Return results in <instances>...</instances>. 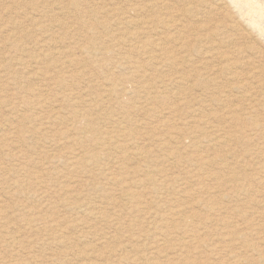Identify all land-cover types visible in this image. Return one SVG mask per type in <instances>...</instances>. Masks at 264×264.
<instances>
[{
  "label": "rangeland",
  "instance_id": "obj_1",
  "mask_svg": "<svg viewBox=\"0 0 264 264\" xmlns=\"http://www.w3.org/2000/svg\"><path fill=\"white\" fill-rule=\"evenodd\" d=\"M201 3L0 0V264H264V0Z\"/></svg>",
  "mask_w": 264,
  "mask_h": 264
},
{
  "label": "bare ground",
  "instance_id": "obj_2",
  "mask_svg": "<svg viewBox=\"0 0 264 264\" xmlns=\"http://www.w3.org/2000/svg\"><path fill=\"white\" fill-rule=\"evenodd\" d=\"M154 1H155V0H154ZM201 1H202L201 4H203V0H201ZM234 1H235V0H234ZM166 2H167V1H166ZM209 2H210V0H209ZM212 2H213V1H212ZM218 2H219V1H218ZM158 3H159V2H158ZM198 3H200V2H198ZM198 3H197V4H198ZM213 3H214V2H213ZM156 5H157V4H156ZM161 5H162V4H161ZM193 5H194V4H193ZM203 5H205V3H204ZM158 6H159V5H158ZM194 7H196V6H194ZM200 7H202V6H200ZM216 7H217V6H216ZM225 7H226V6H225ZM165 8H166V7H165ZM192 8H193V7H192ZM197 8H198V5H197ZM209 8H210V6H209ZM211 8H212V7H211ZM211 8H210V9H211ZM136 9H137V8H136ZM136 9H135V10H136ZM138 9H140V7H138ZM187 9H188V8H187ZM190 9H191V8H190ZM198 9L200 10L201 8H198ZM194 10H195V9H194ZM207 10H208V9H207ZM216 10H217V9H216ZM216 10H215V11H216ZM141 11H142V10H141ZM185 11H186V10H185ZM185 11H184V13H185ZM209 11H210V10H209ZM219 11H220V10H219ZM201 12H202V11H201ZM221 12H222V11H221ZM106 13H107V12H106ZM137 13H138V12H137ZM135 14H136V12H135ZM182 14H183V13H182ZM191 14H192V13H191ZM111 15H112V14H111ZM136 15H137V14H136ZM228 15H229V14H228ZM180 16H181V15H180ZM188 16H189V14H188ZM229 16H230V15H229ZM107 17H109V16L107 15ZM111 17L113 18V16H111ZM136 17H137V16H136ZM231 17H232V16H231ZM136 19H137V18H136ZM237 19H238V18H237ZM237 19H236V21H237ZM131 20H133V19H131ZM183 20H184V19H183ZM228 20H229V19H228ZM232 20H234V19H232ZM136 21H137V20H136ZM175 21H176V20H175ZM144 22H145V21H144ZM234 22H235V21H234ZM114 23H116V22H114ZM133 23H134V21H133ZM133 23H132V21H131V24H133ZM172 23H173V22H172ZM227 23H228V22H227ZM128 24H129V23H128ZM140 24H143V22H141ZM168 24H169V23H168ZM115 25H116V24H115ZM150 25H151V24H149V26H150ZM178 25H179V24H178ZM230 25H232V23H230ZM234 25H235V23H234ZM238 25H239V24H238ZM90 26H91V25H90ZM129 26H130V25H129ZM164 26H165V24H164ZM135 27H137V26H135ZM173 27H174V26H173ZM173 27H172V28H173ZM177 27H178V26H177ZM177 27L175 26V28H177ZM237 27H238V26H237ZM164 28H165V27H164ZM229 28H230V27H229ZM239 28H240V27H239ZM239 28H238V29H239ZM152 29H153V28H152ZM152 29H151V30H152ZM167 29H169V27H167ZM226 29H227V28H226ZM232 29H233V28H232ZM236 29H237V28L235 27V30H236ZM154 30H155V29H154ZM170 30H172V29H170ZM173 30H174V29H173ZM176 30H177V29H176ZM224 30H225V29H224ZM235 30H234V31H235ZM240 30H241V28H240ZM143 31H144V30H143ZM148 31H150V30H148ZM231 31H232V30H231ZM166 32H167V31H166ZM174 32H175V30H174ZM236 32H239V31H236ZM241 32H242V31H241ZM142 33H143V32H141V35H144V34H142ZM148 33H149V32H148ZM151 33H152V32H151ZM163 33H164V32H163ZM172 33H173V32H172ZM145 34H146V33H145ZM153 34H154V31H153ZM155 34H156V33H155ZM155 34H154V35H155ZM157 34H158V33H157ZM157 34H156V35H157ZM234 34H236V33H234ZM237 34H238V33H237ZM135 35H136V34H135ZM146 35H147V34H146ZM168 35H171V32H170V34H168ZM238 35H239V34H238ZM133 36H134V34H133ZM149 36H150V35H149ZM135 37H136V36H135ZM137 37H138V34H137ZM141 37H142V36H141ZM147 37H148V36H147ZM157 37H158V36H157ZM132 38H133V37H132ZM154 38H155V37H154ZM170 39H171V38H170ZM172 39L174 40L173 34H172ZM226 39H227V38H226ZM230 39H232V38H230ZM150 40H151V39H150ZM222 41H223V40H222ZM231 41H232V40H231ZM231 41H230V44H231ZM169 42H171V41H169ZM225 42H226V41H225ZM225 42H224V43H225ZM235 42H236V41H235ZM150 43H151V42H150ZM150 43L147 44V45H150V46L153 45V44H152L153 42H152L151 44H150ZM224 43H223V45H224ZM226 43H227V42H226ZM226 43H225V44H226ZM228 43H229V42H228ZM233 43H234V42H233ZM162 44H163V43H162ZM234 44H235V43H234ZM228 45H229V44H228ZM231 45H232V44H231ZM150 46H149V47H150ZM226 46H227V45H226ZM232 46H234V45H232ZM154 47H155V46H154ZM160 47H161V46H160ZM162 47H163V46H162ZM144 48H145V47H144ZM144 48H143V49H144ZM223 48H225V47H223ZM141 49H142V48H141ZM88 50H89V49H88ZM150 50H151V49H150ZM209 50H210V49H209ZM89 51H90V50H89ZM140 51H142V50H140ZM160 51H161V50H160ZM82 52H83V51H82ZM84 52H85V51H84ZM148 52H149V51H148ZM153 52H154V51H153ZM210 52H211V51H210ZM236 52H237V51H236ZM87 53H88V52H87ZM91 53H92V52H91ZM140 53H141V52H140ZM234 53H235V52H234ZM239 53H240V51H239ZM84 54H85V53H84ZM88 55H89V54H88ZM92 55H93V53H92ZM155 56H156V55H155ZM90 57H92V56H90ZM173 58H174V57H173ZM168 59H169V58H168ZM173 60H174V59H173ZM168 62H169V61H168ZM170 63H171V62H170ZM176 64H177V63H176ZM211 66H212V65H211ZM175 67H176V66H175ZM203 67H204V66H203ZM213 67H214V66H213ZM204 69H205V68H204ZM205 70H206V69H205ZM203 72H204V71H203ZM205 73H206V72H205ZM42 77H43V76H42ZM231 80H232V79H231ZM176 83H177V82H176ZM177 84H178V83H177ZM181 84H182V83H181ZM178 85H179V84H178ZM149 88H151V87L149 86V87L146 88V89H149ZM154 88H157L156 85H155ZM151 89H152V88H151ZM149 90H150V89H149ZM148 92H149V91H148ZM148 92H147V93H148ZM148 94H149V93H148ZM150 95H151V94H150ZM152 96H153V95H152ZM154 96H156V95H154ZM154 96H153V97H154ZM155 98H156V97H155ZM198 98H201V97H198ZM161 99H162V98L160 97V100H161ZM245 99H246V98H245ZM148 100H150V99H148ZM148 100H147V101H148ZM155 100H156V99H155ZM162 100H163V99H162ZM92 101H93V99H92ZM151 102H152V101H151ZM89 104H91V103H89ZM89 104H88V105H89ZM92 105H93V104H92ZM117 105H118V104H117ZM1 106H2V105H1ZM85 106H86V105H85ZM89 106H90V105H89ZM93 106H95V105H93ZM90 107H92V106H90ZM120 108H121V107H120ZM202 108H203V107H202ZM205 108H206V106H205ZM205 108H203V109H205ZM207 108H208V106H207ZM88 109H89V108H88ZM90 110H91V109H90ZM57 111H58V110H57ZM199 111H201L200 108H199ZM202 112H205V111H202ZM58 113H59V112H58ZM63 113H64V112H63ZM89 113H90V112H89ZM232 113H233V112H232ZM56 114H57V113H56ZM197 114H198V113H197ZM200 114H201V113H200ZM60 115H61V114H60ZM60 115H57V116L60 117ZM85 116H87V115H85ZM64 117H65V116H64ZM80 117H82V116L80 115ZM61 118H63V115H62ZM61 118H59V119H61ZM85 118H88V119H89L90 117L88 116V117H85ZM67 119H68V118H67ZM79 119H80V118H79ZM79 119H78V120H79ZM63 120H64V119H63ZM69 120H70V119H69ZM71 120H72V119H71ZM71 120H70V121H71ZM78 120H77V121H78ZM82 120H83V119H82ZM90 120H91V123H92V121H93L92 119H89V122H88V121H85V122L90 123ZM61 121H62V120H61ZM83 121H84V120H83ZM68 122H69V121H68ZM71 122H72V121H71ZM85 122H84V123H85ZM61 123H62V122H61ZM64 123H65V122H64ZM64 123H63V124H64ZM72 125H73V124H72ZM75 125H76V124H75ZM89 125H92V124H89ZM93 125H94V124H93ZM93 125H92V126H93ZM80 126H81V124H80ZM84 126L86 127V124H84ZM87 126H88V125H87ZM77 127H78V126H77ZM85 127H84V128H85ZM93 127H94V126H93ZM82 128H83V127H82ZM97 128H98V127H97ZM71 129H72V128H71ZM85 129H87V128H85ZM69 130H70V129H69ZM89 130H91V134H95V133H96V132L93 133L92 129H89ZM94 130H97V129H94ZM98 130H99V129H98ZM98 130H97V131H98ZM67 131H68V129H67ZM74 131H75V130H74ZM68 132L70 133V131H68ZM89 132H90V131H89ZM84 133H85L84 135L87 136L86 133H88V131H87V132H84ZM63 134H64V133H63ZM88 134H89V133H88ZM98 134L100 135V132H99ZM98 134H97V135H98ZM116 134H117V133H116ZM116 134H115V135H116ZM67 135H68V134H67ZM67 135H66V136H67ZM70 135H71V134H70ZM99 135H98V136H99ZM90 136H91V135H90ZM94 136H96V135H94ZM94 136H93V137H94ZM82 137H83V136H82ZM82 137H81V138H82ZM93 137H91V138H93ZM99 137L101 138V135H100ZM99 137H97V138H99ZM114 137H115V136H113V139L116 138V137H115V138H114ZM179 137H180V136H179ZM61 138H62V137H61ZM64 138L67 139V140H69V139H68L69 137H68V138L64 137ZM77 138H78V137H77ZM91 138H88V139L86 138V139L89 140V139H91ZM103 138H104V137H102V139H103ZM59 139H60V138H59ZM70 139H73V138L70 136ZM95 139H96V138H95ZM95 139H92V140H95ZM83 140L85 141V139H83ZM97 140H98V139H97ZM97 140H96V142H97ZM106 140H107V139H106ZM106 140H105V142H106ZM115 140H117V139H115ZM227 140H228V139H227ZM59 141H60V140H59ZM59 141H58V142H59ZM71 141H72V140H71ZM71 141H70V143H71ZM76 141H77V140H76ZM89 141H90V140H89ZM99 141H100V140H99ZM224 141H225V139H224ZM58 142H57V144H58V146H59V143H58ZM63 142H64V141H63ZM65 142H67V141L65 140ZM72 142H73V141H72ZM100 142H101V141H100ZM103 142H104V141H103ZM108 142H109V141H108ZM111 142H112V141H111ZM225 142H226V141H225ZM60 143H61V142H60ZM78 143H79V142H77V144H78ZM92 143H93V142H92ZM98 143H99V142H98ZM113 143H115V141H114ZM135 143H136V142H135ZM95 144H96V143H95ZM100 144H102V143H100ZM115 144H116V143H115ZM131 144H132V143H131ZM133 144H134V142H133ZM67 145H68V144H67ZM67 145H65V147H66ZM71 145H72V143H71ZM71 145H70V146H71ZM73 145H76V144H73ZM83 145H85V144H83ZM93 145H94V144H93ZM103 145H104V144H103ZM103 145H102V146H103ZM112 145H113V144H112ZM55 146H57V145H55ZM81 146H82V144H81ZM81 146H80V147H81ZM99 146H100V145H99ZM102 146H100V147H102ZM135 146H136V145H135ZM80 147H79V148H80ZM103 147H104V146H103ZM108 147H109V146H108ZM111 147H112V146H111ZM114 147H117V145L114 146ZM133 147H134V146H133ZM66 148H68V146H67ZM66 148H65V149H66ZM70 148H71V147H70ZM85 148H86V150H88L87 147H85ZM85 148H82V149H85ZM89 148H90V147H89ZM92 148H93V147H92ZM92 148H91V152H92ZM125 148H127V147H125ZM58 149H59V147H58ZM72 149H73V148H72ZM77 149H78V148H77ZM82 149H81V150H82ZM127 149H128V148H127ZM127 149H126V151H127ZM135 149H136V148H135ZM78 150H79V149H78ZM78 150H77V151H78ZM81 150H79L80 153L83 152V151L81 152ZM101 150H102V148H101ZM120 150H122V148H121ZM136 150H137V149H136ZM141 150H142V149H141ZM141 150H140V151H141ZM59 151H60V150H59ZM75 151H76V150H75ZM140 151H139V152H140ZM61 152H62V151H61ZM88 152H89V151H88ZM94 152H95V151H94ZM117 152H118V151H117ZM123 152H125V151H123ZM145 152H146V151H145ZM57 153H58V152H57ZM80 153H79V154H80ZM83 153L85 154L86 152H83ZM92 153H93V152H92ZM115 153H116V152H115ZM143 153H144V152H143ZM55 154H56V153H55ZM56 155H58V154H56ZM56 155H54V156H56ZM80 155H82V154H80ZM89 155H90V154H89ZM95 155H98V154H95ZM131 155H132V154H131ZM142 155H143L142 153H139L140 158H141ZM61 156H63V158L65 157V155H61ZM124 156H125V155H124ZM127 156H128V155H127ZM139 156H138V158H139ZM85 157H86V156H85ZM121 157H122V155H121ZM51 158H52V157H51ZM60 158H61V157H60ZM74 158H75V157H74ZM95 158H96V157H95ZM122 158H123V157H122ZM124 158H126V156H125ZM127 158H128V157H127ZM130 158H131V157H130ZM146 158H147V157H146ZM70 159H72V160H69V161H73V156H72ZM78 159H79V157H78ZM78 159L76 158V160L74 159V161H78ZM80 159H81V158H80ZM93 159H94V158H93ZM135 159H136V158H135ZM51 160H52V159H50V161H51ZM54 160H56V159H54ZM58 160H59V159H58ZM58 160H57V161H58ZM60 160H61V159H60ZM82 160H84V162H85V163H83V164L86 165V163H87L86 161H87L88 159L86 160V159L82 158ZM85 160H86V161H85ZM94 160H95V159H94ZM98 160H99V159H98ZM98 160H97V161H98ZM107 160H108V159H107ZM143 160H144V159H143ZM57 161H56V162H57ZM67 161H68V160H67ZM69 161H68V162H69ZM97 161H96V162H97ZM80 162H81V160H80ZM99 162H100V161H99ZM71 163H72V162H71ZM71 163H70V165H71ZM73 163H74V162H73ZM81 163H82V162H81ZM93 163H94V161H93ZM65 164H66V163H65ZM78 164H80V163L78 162ZM68 165H69V164H68ZM87 165H89V164H87ZM87 165H86V167H87ZM75 166H76V165H74L73 167H75ZM92 166H93V164H92ZM91 168H93V167H91ZM78 169H79V168H78ZM80 169L83 170L82 168H80ZM86 169H87V168H86ZM90 170H91V169H90ZM84 171H85V170H84ZM84 171H82V172H84ZM92 171H93V170H92ZM102 171H103V170H102ZM99 172H100V171H99ZM86 173H87V172H86ZM86 173H85V174H86ZM90 173H91V172H90ZM100 173H101V172H100ZM88 174H89V173H88ZM92 174H93V173H92ZM96 175H97V174H96ZM93 176H94V175H93ZM93 176H92L91 178H93ZM97 176H98V175H97ZM101 176H102V175H101ZM105 176H106V175H105ZM110 176H111V175H110ZM94 178H96V177H94ZM111 178H112V177H111ZM208 178H209V176H208ZM109 179H110V178H109ZM112 179H113V178H112ZM119 179H120V178H119ZM96 180H98V179H96ZM99 180H100V179H99ZM112 181H113V180H112ZM112 181H111V182H112ZM116 181H117V180H116ZM89 182H90V181H89ZM108 182H109V181H108ZM118 182H119V181H118ZM122 182H123V181H122ZM118 184H119V183H118ZM120 184H121V183H120ZM120 184H119V185H120ZM122 184H123V183H122ZM115 185H116V184H115ZM128 186H130V185H128ZM128 186H127V188H130V187H128ZM96 187H98V186H96ZM123 188H124V187H123ZM123 188H122V190H123ZM127 188H126V189H127ZM128 190H129V189H128ZM94 192H95V191H94ZM104 194H105V193H104ZM125 194H126V193H125ZM126 195L129 196L128 193H127ZM109 196H110V195H109ZM127 196H126V197H127ZM130 196H131V195H130ZM132 196H133V195H132ZM106 197H107V195H106ZM111 197H112V195H111ZM124 197H125V196H124ZM103 198H105V197H103ZM107 198H108V197H107ZM129 199H130V198H129ZM134 199H136V197H135ZM134 199H131V200H134ZM74 202L76 203V201H74ZM78 203H83V202L81 201V202H78ZM76 204H77V203H76ZM76 204H75V207H77ZM86 205H87V204H86ZM89 206H90V205H89ZM86 207H87V206H86ZM94 208H95V207H94ZM73 209H74V208H73ZM87 209H88V207H87ZM90 209H91V208H90ZM92 209H93V207H92ZM95 209H96V208H95ZM93 210H94V209H93ZM98 210H100V209H98ZM90 211H91V210H90ZM88 213H89V212H88ZM169 216H170V215H169ZM171 216H172V217H175V216L180 217L181 214H180V213H171ZM167 217H168V216H167ZM181 217H182V216H181ZM51 219H52V218H51ZM174 220H176V219H174ZM178 221H179V220H178ZM174 222H175V221H174ZM168 223H169V222H168ZM171 224H172V223H171ZM53 228H54V225H53ZM53 228H52V229H53ZM56 228H57V225H56ZM60 231H61V229H60ZM18 233H19V232H18ZM12 234H13V233H12ZM12 234H11V235H12ZM178 234H179V233H178ZM9 235H10V234H9ZM14 235H15V232H14ZM5 236H6V235H5ZM8 237H10V236H8ZM11 237L13 238L14 236H11ZM11 237H10V238H11ZM162 237H163V236H162ZM3 238H4V237H3ZM5 238H6V237H5ZM5 238H4V239H5ZM21 238H22V237H21ZM166 238H167V237H166ZM178 238H179V237H178ZM180 238H181V237H180ZM180 238H179V239H180ZM6 239H8V238H6ZM6 239H5V240H6ZM13 239H14V238H13ZM17 239H19V238L17 237ZM163 239H164V238H163ZM163 239H162V240H163ZM167 239H168V238H167ZM159 240H160L161 243H162V240H161V239H159ZM176 240H177V239H176ZM185 240H186V238H185ZM11 242H12V240H11L9 243H11ZM167 242H168V241H167ZM173 242H174V241H173ZM4 243H5V242H4ZM7 243H8V241H7ZM7 243H6V244H7ZM14 243H15V242H14V240H13V245H16V244H14ZM57 243H58V242H57ZM178 243H179V242H178ZM58 244H61V243H58ZM168 244H169V243H168ZM171 244H172V243H171ZM174 244H175V243H174ZM182 244H183V243H182ZM157 245H158V243H157ZM184 245H185L184 247H187V246H188L186 242H185ZM186 245H187V246H186ZM158 246H159V245H158ZM191 246H192V245H191ZM179 247H180V245H179ZM132 248H133V246H132ZM135 248H136V247H135ZM159 248H161V247H159ZM188 248L191 249L190 247H188ZM163 249H164V248H163ZM180 249H181V248H180ZM185 249H186V248H185ZM189 249H187V250L189 251ZM120 250H121V249H120ZM122 250H123V249H122ZM129 251H130V250H129ZM140 251H141V249H140ZM122 252H123V251H122ZM133 252L136 253V249H135V251H133ZM189 252H191V251H189ZM184 253H185V252H184ZM60 254H61V252H60ZM62 254H64V253H62ZM133 254H134V253L129 254V256L131 257V255H132V257H134ZM141 254H142V253H140V255H141ZM185 254H187V252H186ZM190 254H191V253H190ZM135 255H136V254H135ZM187 255H188V254H187ZM58 256H61V255L58 254ZM129 256H128V257H129ZM130 257H129V258H130ZM137 257H139V256H137ZM142 258H143V257H142ZM125 259H126V258H125ZM136 259H137V258H136ZM138 260H139V259H138ZM164 260H165V259H164ZM173 260H175V259H173ZM176 260H177V259H176ZM123 261H124V260H123ZM152 261H153V260H152ZM152 261H151V262H152ZM155 261L157 262V260H155ZM160 261H161V260H160ZM165 261H166V260H165ZM179 261H180V260H179ZM209 261H210V260H209ZM133 262H134V261H133ZM133 262H131L130 264H133ZM144 262H145V261H144ZM144 262H143V263H144ZM167 262H168V261H167ZM145 263H146V262H145ZM148 263H149V262H148ZM160 263H161V262H160ZM162 263H163V262H162ZM172 263H173V261H172ZM248 263H249V262H248ZM248 263H247V264H248ZM258 263H259V262H258ZM120 264H121V263H120ZM146 264H147V263H146ZM151 264H152V263H151ZM164 264H165V262H164ZM179 264H180V263H179ZM181 264H183V263H181ZM190 264H192V263L190 262ZM202 264H203V263H202Z\"/></svg>",
  "mask_w": 264,
  "mask_h": 264
}]
</instances>
